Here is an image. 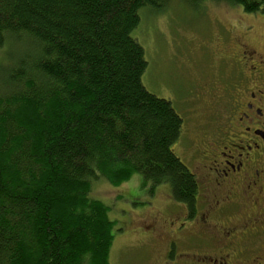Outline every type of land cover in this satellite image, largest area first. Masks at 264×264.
Returning a JSON list of instances; mask_svg holds the SVG:
<instances>
[{"label": "trees", "instance_id": "16d2710c", "mask_svg": "<svg viewBox=\"0 0 264 264\" xmlns=\"http://www.w3.org/2000/svg\"><path fill=\"white\" fill-rule=\"evenodd\" d=\"M171 0H0V264H109L115 224L89 197L132 175L192 212L196 182L172 151L182 121L148 93L132 38ZM222 3L264 15V0Z\"/></svg>", "mask_w": 264, "mask_h": 264}, {"label": "rangeland", "instance_id": "374dc122", "mask_svg": "<svg viewBox=\"0 0 264 264\" xmlns=\"http://www.w3.org/2000/svg\"><path fill=\"white\" fill-rule=\"evenodd\" d=\"M138 16L132 38L147 64L141 83L181 119L182 137L172 151L188 170L198 173L190 157L204 134L212 135L222 119L208 105L210 98H197L203 91L228 86L230 68L217 59L216 51L235 46L233 40L238 39L264 55V15L244 14L222 3L171 0L161 11L142 8ZM24 52L9 40L0 49V66L8 67ZM150 189L142 187L137 174L116 187L101 178L92 182L89 197L108 208L115 224L109 264H189L196 253L211 254L218 230L208 231L198 220L187 223L185 208L172 200L168 186Z\"/></svg>", "mask_w": 264, "mask_h": 264}, {"label": "flooded vegetation", "instance_id": "af4514ba", "mask_svg": "<svg viewBox=\"0 0 264 264\" xmlns=\"http://www.w3.org/2000/svg\"><path fill=\"white\" fill-rule=\"evenodd\" d=\"M233 41L216 51L230 68L228 86L197 98H210L222 123L190 157L197 192L194 210L184 212L187 223L198 220L220 236L211 254L196 253L189 264H264V55Z\"/></svg>", "mask_w": 264, "mask_h": 264}]
</instances>
